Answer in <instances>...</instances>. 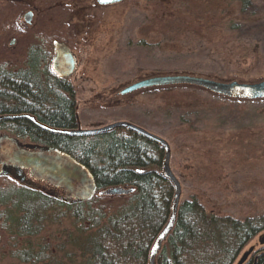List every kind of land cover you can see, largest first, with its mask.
Returning a JSON list of instances; mask_svg holds the SVG:
<instances>
[{"label": "rangeland", "instance_id": "rangeland-1", "mask_svg": "<svg viewBox=\"0 0 264 264\" xmlns=\"http://www.w3.org/2000/svg\"><path fill=\"white\" fill-rule=\"evenodd\" d=\"M249 2L242 12L240 0H125L106 6L96 0H0V30L13 14L26 32L10 36L0 53L22 54L35 33L56 31L78 58L71 80L81 128L125 120L158 135L170 144L182 199L196 195L207 209L244 219L264 214V99L229 98L188 84L121 92L153 76L264 80V30L250 36L231 30L249 16L264 19V0ZM182 98L187 100L179 107L174 102ZM65 226L52 225L39 239L55 245ZM263 233L234 264L260 247ZM0 235V253L8 254L12 243L2 230ZM16 263L10 255L0 262Z\"/></svg>", "mask_w": 264, "mask_h": 264}, {"label": "trees", "instance_id": "trees-1", "mask_svg": "<svg viewBox=\"0 0 264 264\" xmlns=\"http://www.w3.org/2000/svg\"><path fill=\"white\" fill-rule=\"evenodd\" d=\"M246 11L249 0H240ZM231 30L250 36L264 30L263 17H248ZM0 46L24 35L11 14L0 30ZM56 31L34 34L22 54L0 53V136L52 146L84 164L97 192L83 203L59 200L49 187L0 177V230L12 243L16 264H150L152 247L168 225L176 188L165 175L164 148L128 127L83 135L77 91L53 68ZM176 86V85H173ZM187 100V99H186ZM180 99L174 103L182 107ZM123 187L129 193L102 194ZM67 224L54 244L40 236ZM264 230V214L244 219L222 215L196 195L179 202L176 218L156 256V264H234L244 247ZM261 264H264L262 257Z\"/></svg>", "mask_w": 264, "mask_h": 264}, {"label": "water", "instance_id": "water-1", "mask_svg": "<svg viewBox=\"0 0 264 264\" xmlns=\"http://www.w3.org/2000/svg\"><path fill=\"white\" fill-rule=\"evenodd\" d=\"M123 1L125 0H97V3L106 6ZM32 17L33 13L31 11L25 14L24 20L27 24H31ZM53 43L55 54L52 68L54 72L63 78L72 77L76 69V60L73 52L64 42L54 40ZM181 84L202 87L229 98L244 100L264 99V80L255 83H241L238 81L223 82L211 78L190 75L149 77L128 86L121 93L127 94L146 87ZM116 127H128L136 130L147 138L159 143L165 150L163 161L164 173L173 182L176 188V194L172 217L168 225L157 237L151 250L150 264H156L157 252L174 225L182 192L180 180L171 168L170 144L158 135L125 120L116 121L98 128L80 129L79 133L93 135L109 131ZM4 176H14L19 182L33 186H35V181H46L48 184L63 191L62 196L55 194L59 200L70 204L83 203L91 200L97 192V185L91 171L70 154L52 146L31 143L25 144L20 139L8 134L0 136V177ZM130 191L132 190L116 187L107 189L102 194H126Z\"/></svg>", "mask_w": 264, "mask_h": 264}, {"label": "flooded vegetation", "instance_id": "flooded-vegetation-1", "mask_svg": "<svg viewBox=\"0 0 264 264\" xmlns=\"http://www.w3.org/2000/svg\"><path fill=\"white\" fill-rule=\"evenodd\" d=\"M100 6H102V5H100ZM29 11H31L34 14L33 9H30ZM58 41L66 43L69 46V48L71 49V51L72 52L74 51V49L72 48L71 43H70L69 40H58ZM73 54H74V57H75V60H76V68H77V66H78V58H77V56H76V54L74 52H73ZM75 71H76V69H75ZM70 79H72V77H70ZM35 186H37V187L43 186V187H47V188L49 187V189L54 191V193L56 195H58V196H62L63 195V191L61 189L56 188L53 185L48 184L46 181H40V182L35 181ZM263 237H264V233H263ZM249 255H251V256L249 257ZM262 257H264V240H263V238L261 239L260 247H258L255 250H253L251 252V254H247L243 259L240 260L239 264H261Z\"/></svg>", "mask_w": 264, "mask_h": 264}]
</instances>
